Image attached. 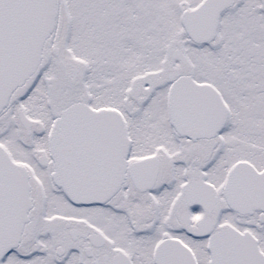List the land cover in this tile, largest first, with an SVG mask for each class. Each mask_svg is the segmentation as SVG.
Wrapping results in <instances>:
<instances>
[{
    "label": "snow or ice",
    "instance_id": "obj_1",
    "mask_svg": "<svg viewBox=\"0 0 264 264\" xmlns=\"http://www.w3.org/2000/svg\"><path fill=\"white\" fill-rule=\"evenodd\" d=\"M0 264H264V0H0Z\"/></svg>",
    "mask_w": 264,
    "mask_h": 264
}]
</instances>
